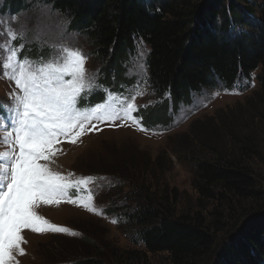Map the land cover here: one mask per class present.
Segmentation results:
<instances>
[{
    "label": "trees",
    "instance_id": "trees-1",
    "mask_svg": "<svg viewBox=\"0 0 264 264\" xmlns=\"http://www.w3.org/2000/svg\"><path fill=\"white\" fill-rule=\"evenodd\" d=\"M13 1L14 10L41 3L70 18V28L91 41L106 85L112 86L110 75L115 73L134 86L137 81L124 76L125 66L136 42H143L149 49L151 87L159 96L170 93L174 111L216 79L223 89H233L257 73L259 89L246 99V112L236 117L220 111L217 124L218 119H210L193 140L178 141L177 150L193 156L199 210L178 213L176 192L148 189L155 171L147 168L135 176L116 166L102 175L118 177L103 193L112 197L114 210L107 213L118 212L115 206L122 197L113 199L118 188L134 184L123 216L132 230L138 228L134 245L139 249L119 248L90 230L74 243L77 247H61L58 256L64 264H264V192L251 164L264 150V0H8L5 8L11 9ZM14 47H20L19 40ZM46 48L45 53L50 44ZM97 95L96 103H102L105 93ZM158 111L143 120L147 127L163 122L158 116L165 112ZM252 200L261 204L238 214L232 227L224 222L226 211L219 210V203L227 202L234 212V203ZM207 201L214 204L207 206ZM208 207L212 210L203 212Z\"/></svg>",
    "mask_w": 264,
    "mask_h": 264
},
{
    "label": "rangeland",
    "instance_id": "rangeland-1",
    "mask_svg": "<svg viewBox=\"0 0 264 264\" xmlns=\"http://www.w3.org/2000/svg\"><path fill=\"white\" fill-rule=\"evenodd\" d=\"M7 2L8 0H0V44L7 42L8 47L15 48L14 42L19 40L20 47L15 48L18 56L20 58L28 57L33 61L47 58L52 53L51 46L61 42L79 48L87 57L85 67L88 73L91 75L97 72L99 74L98 83L110 88V85L104 84L103 64L95 56V49L91 41L70 28V18L54 11L52 6L41 3L33 4L27 8L21 4L14 10V4L17 2H10V8L14 12L5 8ZM9 12H13V16ZM10 29L17 34L23 32V40L19 37L14 40L10 39L6 35ZM46 43L50 44V51L47 53H45ZM43 50L44 52H42ZM148 54L149 49L146 45L140 41L136 42L135 51L130 55V61L125 66L127 75L124 74L127 79L137 81L134 86H129L126 79L114 77L115 73L110 75L111 84L117 88L115 91L111 90L113 93L123 94L124 97H127L137 87L143 92V95L136 97L135 104L138 111L133 112V116L139 122L117 120L113 124L94 121L95 129H91L90 125L91 130L81 136L80 141L76 144L70 142L71 138L61 137V143L57 146L60 152L54 158L55 163L51 164L54 170L62 174L73 173L74 175L71 177L73 180L89 176L96 178L95 183L88 187L92 190L93 202L97 211L92 212L77 204L67 202H63L59 206H39L38 214L43 215L53 224L69 228L77 235L55 232L40 234L26 229L22 233L27 241L22 245L26 254L23 256L17 254L19 264H64L67 261L61 260L58 256L61 253V247L69 249L77 247L74 243L82 241L90 230L97 231L98 235L112 241L119 248L139 249L140 245L138 247L134 245L135 233L138 228L132 230V224L129 225L123 216L126 213L124 207L131 204L130 197L135 193L134 184L128 185L127 183L123 188H118L119 193L113 196V199L122 197V200L115 206L118 212H114L113 215L107 213L113 209L112 197H110L111 194L103 193L108 187L117 184L118 177H114L113 181L102 175L114 172L116 166L129 170L130 174L135 176L146 171L147 168L155 171L156 178L148 185L146 184L148 189L158 191L160 187V189L176 192L178 204L175 209L178 213L199 210L200 195L193 187L195 175L193 156L178 151V141L181 142L188 137L193 140L197 136L196 130L200 129L202 124H207L210 119H218L217 124L222 118V111L224 114L228 112L235 114L236 117L246 112V99L252 95V92L259 89L256 81L257 73L252 74L250 82L239 81L233 89H223L219 80L216 79L215 84L211 87L192 92L188 101L180 103L178 110L174 111L172 105L176 104L173 99L170 100V93L159 96L151 87L150 75L146 68ZM6 55L7 49H0V62L6 58ZM134 76L135 78H133ZM16 91L18 89L15 82L0 75V105H10L12 102L10 94ZM98 92L95 91L88 96V102L96 104V99L100 98V95H97ZM84 103V99H81L80 105H84ZM156 110L165 112L163 118L158 116L163 122H153L150 127H147L143 120L150 118V113ZM219 112L220 114H218ZM0 115H6L2 107H0ZM142 128L146 130H141ZM261 137L264 139L262 134ZM6 150H8L7 146L0 143V152ZM146 162L149 167L146 166ZM251 164L256 179L264 192V150L260 158L253 159ZM133 166L136 167V170ZM164 169H166L165 172H163ZM69 195L73 198L86 199V193L82 190H69ZM207 203V206L214 204L208 201ZM258 204H261V200L241 202V204L234 203L232 208L237 209L234 212L229 209L230 205L227 202L219 203L218 208L220 211L225 209L227 220L224 222L232 227L233 219L238 214L252 210ZM132 208L135 207L132 206ZM209 210L212 209L208 207L203 212ZM113 220L117 222L113 223ZM85 231L86 233H84ZM51 258H54L55 261L50 262Z\"/></svg>",
    "mask_w": 264,
    "mask_h": 264
},
{
    "label": "snow or ice",
    "instance_id": "snow-or-ice-1",
    "mask_svg": "<svg viewBox=\"0 0 264 264\" xmlns=\"http://www.w3.org/2000/svg\"><path fill=\"white\" fill-rule=\"evenodd\" d=\"M6 35L13 40L24 38L23 32L17 34L11 29ZM51 47L47 58L33 61L20 58L7 42L0 44V49H7L6 58L0 62V75L14 81L18 89L10 94V105H0L6 113L0 115V143L8 148L0 152V264H19L17 254H26L22 247L27 243L22 234L26 229L77 235L38 214L39 206L67 202L97 211L88 187L95 183V177L73 180V173L65 175L51 167L60 152L57 146L61 137L76 144L95 129L94 121L139 122L133 116L138 111L135 99L143 95L138 87L127 97L113 93L98 83L97 72L88 73L82 50L65 43ZM95 91L105 93L103 103L88 102ZM81 99L84 105H80ZM72 189L82 190L86 199L70 196Z\"/></svg>",
    "mask_w": 264,
    "mask_h": 264
}]
</instances>
